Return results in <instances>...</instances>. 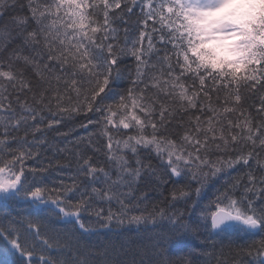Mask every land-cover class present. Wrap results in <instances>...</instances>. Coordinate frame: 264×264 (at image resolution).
<instances>
[{
  "label": "snow or ice",
  "instance_id": "6c2138e0",
  "mask_svg": "<svg viewBox=\"0 0 264 264\" xmlns=\"http://www.w3.org/2000/svg\"><path fill=\"white\" fill-rule=\"evenodd\" d=\"M126 225L140 238L89 239ZM0 245L264 264V0H0Z\"/></svg>",
  "mask_w": 264,
  "mask_h": 264
},
{
  "label": "trees",
  "instance_id": "16d2710c",
  "mask_svg": "<svg viewBox=\"0 0 264 264\" xmlns=\"http://www.w3.org/2000/svg\"><path fill=\"white\" fill-rule=\"evenodd\" d=\"M253 4L256 3H261V0H250ZM138 11V10H137ZM252 15H254V13L252 12ZM250 15V16H252ZM133 20H135V17L132 18ZM119 23V22H118ZM130 27H134V25L130 24ZM66 130V129H64ZM54 134L49 133V140L53 139ZM28 164H32V161H27ZM65 172L68 171L67 169L64 170ZM53 175H55V173H53ZM144 185H141V188H143ZM210 195V193H209ZM143 207V205H141V208ZM149 207H151V205L149 204ZM107 206H105V210H106ZM121 231L123 232V234H120ZM141 236L140 233H138L136 231V226H131L128 227L127 225L125 226V228L123 230L114 227L111 231H106V230H100L97 233L91 235L89 237L90 241L96 245H101V244H106L109 241L112 242H116V241H124V240H137L139 239ZM246 240H248L247 237H242L241 239H239L237 241V243H244ZM11 257L7 256L3 253L2 251V245H0V264H10L11 262Z\"/></svg>",
  "mask_w": 264,
  "mask_h": 264
},
{
  "label": "clouds",
  "instance_id": "9594fccd",
  "mask_svg": "<svg viewBox=\"0 0 264 264\" xmlns=\"http://www.w3.org/2000/svg\"><path fill=\"white\" fill-rule=\"evenodd\" d=\"M253 7H256L253 5ZM224 45L218 44L217 45V53L211 58V63L215 65H222L224 63V58L222 56ZM199 50V49H198ZM232 56L235 57V59L231 60L230 63L232 64V67L229 69L230 71H239L241 68V64L237 61L240 58V54L238 52H233Z\"/></svg>",
  "mask_w": 264,
  "mask_h": 264
},
{
  "label": "rangeland",
  "instance_id": "374dc122",
  "mask_svg": "<svg viewBox=\"0 0 264 264\" xmlns=\"http://www.w3.org/2000/svg\"><path fill=\"white\" fill-rule=\"evenodd\" d=\"M247 2V1H246Z\"/></svg>",
  "mask_w": 264,
  "mask_h": 264
}]
</instances>
